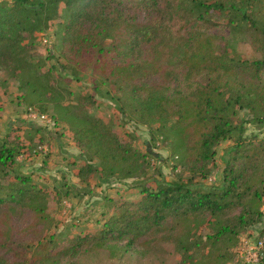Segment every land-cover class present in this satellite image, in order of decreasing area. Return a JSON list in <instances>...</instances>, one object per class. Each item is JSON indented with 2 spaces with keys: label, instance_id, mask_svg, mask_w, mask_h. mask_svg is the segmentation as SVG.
I'll list each match as a JSON object with an SVG mask.
<instances>
[{
  "label": "trees",
  "instance_id": "trees-1",
  "mask_svg": "<svg viewBox=\"0 0 264 264\" xmlns=\"http://www.w3.org/2000/svg\"><path fill=\"white\" fill-rule=\"evenodd\" d=\"M61 2L68 15L61 40L64 49L76 55L97 50L98 61L121 94V107L141 124L167 129L173 154L198 166L202 173L212 163L221 141L235 142L224 161L219 186L209 190L169 182L155 190L144 187L141 199L117 206L99 233L77 235L68 239L64 248L75 254L95 243L97 248L128 252L159 239L173 242L190 257L193 226L203 220L212 230L205 236V259H185L183 263L226 264L237 254L240 233L260 218L264 204V137L247 141L242 138V124L235 120L239 109L257 115L264 112V84L260 82L264 54L249 60L240 53L219 52L218 37L207 29L222 15L232 29L248 32L262 49L264 28L254 14L264 13V0L0 2V70L8 68L15 74L24 69L27 49L22 43L27 23L41 19L48 24L58 18ZM172 50L178 54L173 62L168 58ZM108 57L116 62L109 63ZM154 76L162 81H146ZM44 89L51 88L46 85ZM255 120L264 123V116ZM69 122L74 140L89 156V162L80 168L82 177L98 171L90 163L94 159L106 176L121 173L133 178L144 169L146 155L131 141L122 140L103 119L75 114ZM15 158L16 149L0 144V166L13 164ZM15 177L9 185L0 183V208L8 206L12 212L29 209L43 220L47 194L28 175ZM11 233L9 228L0 233V248L14 253ZM53 240L40 242L29 258L17 253L20 260L0 263L57 264L52 251L60 244ZM123 241V246L116 244Z\"/></svg>",
  "mask_w": 264,
  "mask_h": 264
},
{
  "label": "rangeland",
  "instance_id": "rangeland-1",
  "mask_svg": "<svg viewBox=\"0 0 264 264\" xmlns=\"http://www.w3.org/2000/svg\"><path fill=\"white\" fill-rule=\"evenodd\" d=\"M0 2L10 4L13 0ZM64 6L61 2L58 18L48 24L41 19H30L27 23L22 43L27 49L24 69L15 74L8 68L0 70V144L16 149L14 163L0 166V183L9 185L16 181L17 174L28 175L48 197L43 220L29 209L12 212L8 206L0 208V233L5 228L12 231L14 249L13 253L0 248V262L20 260L17 253L29 258L36 246L50 241V237L60 244L52 251L57 264H184L185 259H205L208 249L205 236L212 230L203 220L193 226L190 257L173 242L159 239L150 240L146 248L136 246L128 252L124 248H97L95 243L75 254L64 248L65 242L77 235L99 233L117 206L141 199L144 187L155 190L160 184L169 182L209 190L219 186L223 180L224 161L235 145L233 139L221 141L203 174L198 166L173 154L167 129L163 131L158 125L141 124L121 107V94L108 78L109 71L98 61L97 50L76 55L64 49L61 40L68 18ZM254 19L264 28V13L254 14ZM227 22V18L219 15L217 24L207 29L218 37V51L240 53L249 60L261 58L264 47L258 48L248 32H238ZM110 57L109 63L116 62ZM177 57L175 50L168 55L171 62ZM160 80L159 76L146 78L152 82ZM260 82L264 84V71ZM46 85L51 89L45 90ZM236 113L235 120L243 127L242 138L253 142L264 137V123L255 120L264 116V112L257 115L239 109ZM75 114L99 117L109 123L122 140L131 141L146 155L142 172L133 178L121 173L106 176L99 170L100 162L94 159L90 163L98 171L82 177L79 171L89 162V156L74 140L69 119ZM261 209L260 218L244 228L236 245L242 240L252 243L264 237V204ZM116 244L123 246L126 242ZM247 260L235 254L226 264H253Z\"/></svg>",
  "mask_w": 264,
  "mask_h": 264
},
{
  "label": "built area",
  "instance_id": "built-area-1",
  "mask_svg": "<svg viewBox=\"0 0 264 264\" xmlns=\"http://www.w3.org/2000/svg\"><path fill=\"white\" fill-rule=\"evenodd\" d=\"M237 254L240 257H246L247 261H251L253 264H259L264 261V237H258L252 243L248 240H242L237 247Z\"/></svg>",
  "mask_w": 264,
  "mask_h": 264
}]
</instances>
